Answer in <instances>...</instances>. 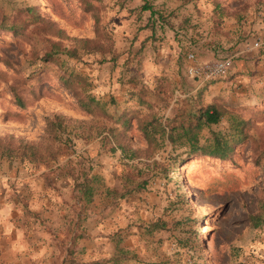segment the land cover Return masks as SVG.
I'll return each mask as SVG.
<instances>
[{
  "label": "rangeland",
  "instance_id": "rangeland-1",
  "mask_svg": "<svg viewBox=\"0 0 264 264\" xmlns=\"http://www.w3.org/2000/svg\"><path fill=\"white\" fill-rule=\"evenodd\" d=\"M100 2L102 22L115 40L116 61L100 62L99 55L63 59L90 78L97 97L113 98L112 112L137 107L130 80L153 85L156 76H167L173 84L165 114L176 97L197 95L204 102L217 97L246 118L251 116L248 107L259 106V97L263 105L264 0H228L234 15L222 19L212 15L207 0H147L157 12L151 17L149 10L140 11L144 0ZM32 4L51 14L45 0H0V9L11 13ZM52 16L71 35L93 36L92 19L73 28ZM30 53V44L0 33V57L13 64L0 62V136L10 132L37 139L50 111L81 117L70 94L46 80L38 86V99L23 110L15 106L10 90L15 69L29 76L41 65ZM223 58L233 66L221 77L204 79L188 72L190 65ZM252 119L249 132L264 150V119ZM226 126L225 120L212 125L203 137ZM130 134L134 147L143 146L138 131ZM85 174L93 180L90 199L76 185L87 180ZM261 179L249 142L234 161L222 163L189 157L184 148L170 145L151 159L128 160L100 137L77 139L45 163L0 158V197L17 205L15 221L49 244L52 264H264V224L251 228L247 220L256 210Z\"/></svg>",
  "mask_w": 264,
  "mask_h": 264
},
{
  "label": "trees",
  "instance_id": "trees-1",
  "mask_svg": "<svg viewBox=\"0 0 264 264\" xmlns=\"http://www.w3.org/2000/svg\"><path fill=\"white\" fill-rule=\"evenodd\" d=\"M50 13L42 11L39 4L25 5L8 13L0 9V33L11 34L18 42L31 46V58L39 59L40 67L29 76L17 69L10 90L14 104L23 110L40 97L38 86L43 81L61 85L71 96L81 117H74L61 111H50L44 115L42 134L29 139L14 133L0 136V158L40 164L55 160L77 139L90 140L100 137L112 152L120 151L123 158L151 159L163 146H178L185 149L187 156H198L216 163L232 162L242 144L250 143L252 162L262 170L263 184L256 210L247 216L251 228L264 224V150L257 138L249 131L254 121L264 119V102L260 106L248 107L250 117H245L235 107L217 97L204 102L201 95L175 98L171 111L165 114V107L173 97V84L167 76H156L154 84L136 83L130 80V96L137 107H128L121 112H112L113 98L104 100L93 93V82L85 74L68 66V59L80 60L83 56L99 55L102 61L115 62L118 54L112 30L102 22L100 0H45ZM183 3L196 0H180ZM212 5V15L217 19L234 15L228 0H207ZM155 10L144 0L140 11ZM52 15L64 19L73 28L86 20H93V36L71 35ZM163 19L162 16H160ZM166 21V20H162ZM167 23V21H166ZM153 38V32L150 36ZM41 44L39 48L38 44ZM39 44V45H40ZM65 60H64V59ZM0 62L13 67L6 57ZM21 117L19 112L13 113ZM12 115V114H11ZM227 122L224 130L211 131L203 137L205 129ZM132 131L140 133L143 146L134 147ZM156 162V161H155ZM76 182L90 199L94 193L92 178ZM78 177V176H77ZM81 176H79L80 178ZM77 179V178H76ZM75 179V181H76ZM235 182L231 181V185Z\"/></svg>",
  "mask_w": 264,
  "mask_h": 264
},
{
  "label": "crops",
  "instance_id": "crops-1",
  "mask_svg": "<svg viewBox=\"0 0 264 264\" xmlns=\"http://www.w3.org/2000/svg\"><path fill=\"white\" fill-rule=\"evenodd\" d=\"M16 204L0 197V264H52L49 244L41 234L16 220Z\"/></svg>",
  "mask_w": 264,
  "mask_h": 264
},
{
  "label": "built area",
  "instance_id": "built-area-1",
  "mask_svg": "<svg viewBox=\"0 0 264 264\" xmlns=\"http://www.w3.org/2000/svg\"><path fill=\"white\" fill-rule=\"evenodd\" d=\"M259 43L256 41L254 46H258ZM189 61L194 60V55L189 54ZM232 60L230 58H223L220 60H216L214 62L206 63V64H193L188 67V72L199 78L204 79H213L216 77H221L228 73V71L232 68Z\"/></svg>",
  "mask_w": 264,
  "mask_h": 264
}]
</instances>
